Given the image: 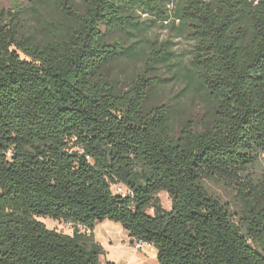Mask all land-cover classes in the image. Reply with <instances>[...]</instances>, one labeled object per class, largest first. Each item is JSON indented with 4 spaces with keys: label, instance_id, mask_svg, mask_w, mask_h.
<instances>
[{
    "label": "trees",
    "instance_id": "16d2710c",
    "mask_svg": "<svg viewBox=\"0 0 264 264\" xmlns=\"http://www.w3.org/2000/svg\"><path fill=\"white\" fill-rule=\"evenodd\" d=\"M158 27L191 43L180 76L199 115L165 100L157 74L174 53L151 37ZM260 162L264 0L0 11V264H115L94 235L105 221L154 246L157 264H264V183L244 180ZM209 182L233 187L235 203Z\"/></svg>",
    "mask_w": 264,
    "mask_h": 264
},
{
    "label": "rangeland",
    "instance_id": "374dc122",
    "mask_svg": "<svg viewBox=\"0 0 264 264\" xmlns=\"http://www.w3.org/2000/svg\"><path fill=\"white\" fill-rule=\"evenodd\" d=\"M25 7L27 0H0V11L13 12L16 6ZM151 37L171 43L173 62L168 68L163 67L158 71V77L161 78L162 92H165V100L180 101L183 99L184 104L180 109L179 118L194 117L199 115L202 102L199 98L188 95L184 91V78L180 76V67L188 63L191 54V43L186 39L176 38L170 30L158 27L151 31ZM142 64H139L141 67ZM187 97V98H186ZM254 180L255 182L264 183V163L260 162L257 166L249 169L244 174V180ZM208 190L218 197L222 202L232 205L235 203L237 195L233 187L220 183H207ZM160 198L165 209H171V201L167 193H161ZM235 206V205H233ZM235 208V207H234ZM236 209V208H235ZM49 229L57 230L68 235H73L76 228L84 231L83 227H78L72 222L55 221L50 218H38ZM98 236L104 242L106 241L109 255L118 264H157V250L154 246L143 245L142 248L137 247V243L132 244L129 235L123 230L119 223L105 221L97 225ZM109 233V234H108ZM103 234V235H101ZM109 235V238H104ZM109 242V243H108ZM125 256V257H124ZM103 259V258H102Z\"/></svg>",
    "mask_w": 264,
    "mask_h": 264
},
{
    "label": "crops",
    "instance_id": "0c3cea01",
    "mask_svg": "<svg viewBox=\"0 0 264 264\" xmlns=\"http://www.w3.org/2000/svg\"><path fill=\"white\" fill-rule=\"evenodd\" d=\"M97 227V226H96ZM98 232H97V228H95V230H94V235H95V238H96V240H97V242H99L102 246H103V248H104V250H105V255L101 258V260H102V262H112V263H115V264H118V263H116V261L109 255V252H108V249H107V246H109V244L107 245L106 244V241L104 242L103 240H101L100 238H99V236H98ZM109 234V233H108ZM101 235H103V234H101ZM104 238H109V235L107 236V235H105L104 234ZM131 240V239H130ZM109 243V242H108ZM132 243V242H131ZM145 245H149V244H145ZM149 246H151V245H149ZM110 247V246H109ZM125 257V256H124Z\"/></svg>",
    "mask_w": 264,
    "mask_h": 264
},
{
    "label": "built area",
    "instance_id": "2783aa9c",
    "mask_svg": "<svg viewBox=\"0 0 264 264\" xmlns=\"http://www.w3.org/2000/svg\"><path fill=\"white\" fill-rule=\"evenodd\" d=\"M118 193H120V194H124L123 189H122V188H119V189H118ZM137 244H138V245H137L138 248H142L143 245H144L145 243L139 242V243H137Z\"/></svg>",
    "mask_w": 264,
    "mask_h": 264
}]
</instances>
